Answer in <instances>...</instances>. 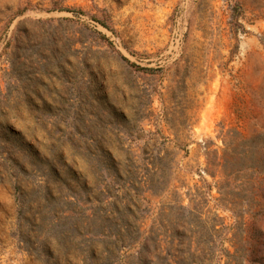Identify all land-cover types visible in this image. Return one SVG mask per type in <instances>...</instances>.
Here are the masks:
<instances>
[{"label": "rangeland", "instance_id": "obj_1", "mask_svg": "<svg viewBox=\"0 0 264 264\" xmlns=\"http://www.w3.org/2000/svg\"><path fill=\"white\" fill-rule=\"evenodd\" d=\"M0 264H264V0H0Z\"/></svg>", "mask_w": 264, "mask_h": 264}, {"label": "trees", "instance_id": "obj_2", "mask_svg": "<svg viewBox=\"0 0 264 264\" xmlns=\"http://www.w3.org/2000/svg\"><path fill=\"white\" fill-rule=\"evenodd\" d=\"M144 236H142V235H139V232H138V243H141V242H144L145 240L147 241V240H150L151 241V245H156V242L158 241L157 239V237L156 236H151L150 237V239H147V238H143ZM139 238H141V239H139ZM157 238V239H156ZM143 239H144V241H143ZM147 248H149V245H147V244H144V246H143V249H147Z\"/></svg>", "mask_w": 264, "mask_h": 264}]
</instances>
